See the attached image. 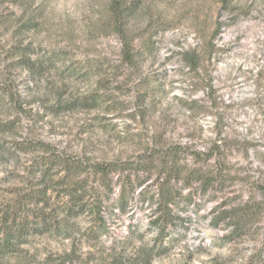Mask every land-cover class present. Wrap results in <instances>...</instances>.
<instances>
[{
  "label": "rangeland",
  "instance_id": "rangeland-1",
  "mask_svg": "<svg viewBox=\"0 0 264 264\" xmlns=\"http://www.w3.org/2000/svg\"><path fill=\"white\" fill-rule=\"evenodd\" d=\"M123 1L0 0V264H264V0Z\"/></svg>",
  "mask_w": 264,
  "mask_h": 264
},
{
  "label": "trees",
  "instance_id": "trees-1",
  "mask_svg": "<svg viewBox=\"0 0 264 264\" xmlns=\"http://www.w3.org/2000/svg\"><path fill=\"white\" fill-rule=\"evenodd\" d=\"M111 2H112V11H113L115 17H117L118 20H121L123 15L125 14L124 1L123 0H111ZM146 162H148V161L146 160ZM145 168L148 169L147 166H145ZM171 171H173L172 168H171ZM250 219H252V216L250 217ZM258 260H259V257L254 256L245 264H258V262H259Z\"/></svg>",
  "mask_w": 264,
  "mask_h": 264
}]
</instances>
